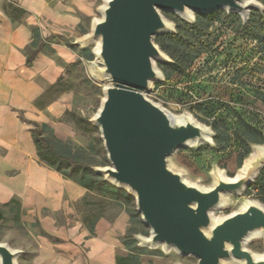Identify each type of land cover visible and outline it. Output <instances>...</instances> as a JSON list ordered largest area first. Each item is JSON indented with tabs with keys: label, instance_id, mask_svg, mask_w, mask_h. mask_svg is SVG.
Here are the masks:
<instances>
[{
	"label": "water",
	"instance_id": "obj_1",
	"mask_svg": "<svg viewBox=\"0 0 264 264\" xmlns=\"http://www.w3.org/2000/svg\"><path fill=\"white\" fill-rule=\"evenodd\" d=\"M220 8L236 12L245 24L252 9L264 7L258 0L101 1L90 30L75 41L92 44L87 65L103 82L89 122L99 130L108 165L93 169L134 197L135 210L149 228L147 235L133 236L138 246L173 249L196 258L195 264H264V251L245 245L256 236L264 241V205L247 198L226 215L214 213L257 178L264 168V144H253L233 175L213 165L212 183L203 185L169 159L181 147L213 144L211 126L188 111L175 114L146 94L163 80L157 62L170 60L155 42L156 35L175 31L163 12L191 22L195 13ZM20 252L0 240V264H17Z\"/></svg>",
	"mask_w": 264,
	"mask_h": 264
},
{
	"label": "rangeland",
	"instance_id": "obj_2",
	"mask_svg": "<svg viewBox=\"0 0 264 264\" xmlns=\"http://www.w3.org/2000/svg\"><path fill=\"white\" fill-rule=\"evenodd\" d=\"M101 1L91 0L88 14H83L75 26L47 38L48 41L64 44L81 55L70 78L69 113L61 119L64 126L57 133L52 127L43 132L50 144L61 151L65 150L58 144L57 140H60L67 144L71 154L78 157L80 164L77 166L67 163L59 166L61 174L73 181L79 179L84 172L93 176L92 173L96 172L93 169L95 165H108L98 128L94 125V128L87 129L80 119L89 121L93 116L102 97L103 82L91 76L87 65L93 58L92 44L83 47L75 43L77 37L90 30L91 19L99 16L97 7ZM258 1L264 7V0ZM0 7L13 17L14 24L27 16V12L20 11L18 1L0 0ZM257 13L262 17L264 8L262 11L252 9L248 19L253 26L263 28L264 23ZM163 14L174 22L175 31L156 35L155 42L168 54L170 60L157 62L163 72V80L153 83L146 94L175 114L188 111L199 121L210 125L213 134L221 135L223 142H226L224 149H219L215 142L181 147L169 159L171 165L183 169L189 179L211 185L213 179L210 171L213 165H218L230 175L231 170L236 172L241 165L240 154L246 150L245 145L248 144L251 151L253 144H264V51L260 42L261 33L254 35L252 30H244L246 23H243L240 16L223 8L205 14L195 13V19L191 22L172 12L164 11ZM35 41L42 50L46 49L48 42L42 40L39 33ZM185 61L188 64L186 69L177 73ZM167 71L173 73L172 79L165 78ZM177 155H183L191 168L179 164L175 159ZM40 161L46 164L43 160ZM96 173L98 179H103L100 173ZM262 176L259 184H256L258 194L249 195L248 191H244L240 195H229L226 205L216 209L214 213L226 215L237 209L247 198L257 199L264 205V174ZM93 192L103 197V200L98 198L92 201L94 209L103 205L106 213L112 211H109L111 207L127 213L128 228L123 239L134 238L135 234H148L149 228L135 210L134 200L126 196L102 195L97 190ZM76 209L81 210V206L78 205ZM61 223L65 225L64 217ZM40 237H46L53 243L59 240V237L44 230L35 214L22 209L17 199L0 203V240L21 250L17 264H31L37 247L36 241ZM245 245L255 253L264 251V241L258 236L250 238ZM124 246L126 257L128 255L134 264L196 263V258L192 256H182L173 249L164 252L160 247H140L136 240L131 246ZM131 247H137L132 249L134 254L130 253ZM77 264H81L80 260Z\"/></svg>",
	"mask_w": 264,
	"mask_h": 264
},
{
	"label": "crops",
	"instance_id": "obj_3",
	"mask_svg": "<svg viewBox=\"0 0 264 264\" xmlns=\"http://www.w3.org/2000/svg\"><path fill=\"white\" fill-rule=\"evenodd\" d=\"M15 1L27 12L21 22L14 24L0 7V203L17 199L48 234L59 237L54 243L40 237L31 264H117L126 257L127 213L115 207L106 213L103 205L94 209L92 201L103 197L43 164L32 137L35 123L56 133L64 126L70 78L81 58L47 38L75 26L91 0ZM34 29L48 44L27 65L36 47H29Z\"/></svg>",
	"mask_w": 264,
	"mask_h": 264
},
{
	"label": "trees",
	"instance_id": "obj_4",
	"mask_svg": "<svg viewBox=\"0 0 264 264\" xmlns=\"http://www.w3.org/2000/svg\"><path fill=\"white\" fill-rule=\"evenodd\" d=\"M258 16L261 18L262 23H264V15L261 17L259 13H257ZM244 30L248 31V30H252V32L254 33V35H260V42H262V49L264 51V27L263 28H259L257 26H253L251 24V21H249L246 23V27L244 28ZM263 33V34H262ZM38 36V30L34 29L33 30V42L30 44L29 47H34L36 46L29 54L26 60V64L30 65L32 60L34 59L35 53L37 52V49L39 46H37V41H35V38ZM191 60V57L189 58V60H187L188 62ZM187 63L186 61L183 63V65L181 67H179V71L177 73H180L181 71H184L187 67ZM174 77L173 73L171 72H165V78L166 79H172ZM67 113H69L68 110H66V115ZM65 116V115H64ZM82 121V125L83 127L89 129V128H94L93 125L90 124V122L85 119V118H80ZM51 128L49 126H47L44 123H35L33 124V129H32V137L34 139V141L36 142V147H37V155L39 156V158L41 160H43L46 165L49 168H53L56 169L58 172L62 173L61 170L59 169V166L61 163H67V164H71L72 166H77L80 164V161L78 160V157H76V155L71 154L70 149L67 147V144H63L60 140H57L58 144H60L62 147H64L65 150H62L56 146H53L52 144H50V141H48V138L43 136V132L46 130H50ZM213 140L216 144V146L219 149H224V147L226 146V142H223V139L221 137V135H219L218 133L214 134ZM246 150H244V153H241V157H240V161L239 163L242 162V160L251 152L250 148L248 147V144L245 145ZM238 155V154H236ZM176 161L179 164H183L186 165L188 168H191V164L189 163V161L183 156V155H177L175 157ZM225 167V165H224ZM235 173L234 170L230 171V175H233ZM264 174V168L259 172V174L256 176L257 178H255L254 182L251 183L252 188L256 191L255 195L258 194V187L256 186V184H259V179L263 178ZM93 176H89L86 175L85 172L82 173V176L75 180L76 183L86 187L87 189L91 190V191H98L100 194H108V195H112L114 197H118V196H126L128 199L130 200H134V197L132 195H130L126 190H123L122 188H119L115 185H113L112 183L106 182L103 179H98V174L92 173ZM263 191H264V186H263ZM134 238H129L126 237V239L123 240L124 244L127 246H131L133 243H135ZM137 248V247H131L130 248V253H132V249ZM117 264H134L131 262L130 258L128 257H118L117 258Z\"/></svg>",
	"mask_w": 264,
	"mask_h": 264
},
{
	"label": "built area",
	"instance_id": "obj_5",
	"mask_svg": "<svg viewBox=\"0 0 264 264\" xmlns=\"http://www.w3.org/2000/svg\"><path fill=\"white\" fill-rule=\"evenodd\" d=\"M244 191H248L249 195H255V190L252 188L251 184L249 186L246 187V189Z\"/></svg>",
	"mask_w": 264,
	"mask_h": 264
}]
</instances>
